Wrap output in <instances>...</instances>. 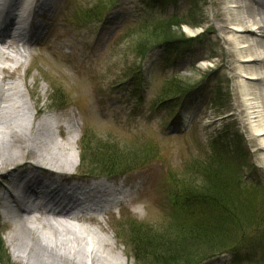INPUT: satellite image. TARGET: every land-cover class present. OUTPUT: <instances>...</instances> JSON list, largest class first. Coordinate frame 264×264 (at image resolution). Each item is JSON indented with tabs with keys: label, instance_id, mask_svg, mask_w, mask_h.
Wrapping results in <instances>:
<instances>
[{
	"label": "rangeland",
	"instance_id": "obj_1",
	"mask_svg": "<svg viewBox=\"0 0 264 264\" xmlns=\"http://www.w3.org/2000/svg\"><path fill=\"white\" fill-rule=\"evenodd\" d=\"M54 1L51 11L39 8L38 14L25 19L40 23L44 30L33 33L37 43L33 41L34 45L19 58L20 66L9 62L2 65L7 71L0 75V86H16L29 107L22 119L13 121L18 124L17 134L25 133L32 139L26 145H19L16 155L0 167V205L5 199L12 200L9 196L16 191L10 189V195H3L5 188L10 187V175L16 174L11 166L37 162L38 157L19 154L33 142L44 143L52 149L57 144L68 145L72 137L79 135L76 149L71 144L68 147V159L77 156V168L70 170L67 166L61 170L80 181L93 177L81 174L87 170L80 161V138L84 131L93 140H112L120 145L119 148L152 145L154 159L136 165L131 172L100 174L107 175L108 181L121 189V203L104 206L102 214L89 213L87 221H70L67 228L69 238L76 245H80L83 237L95 244L100 239L106 240L110 244L107 257L114 264H141L134 260L130 250L129 223L165 228L163 190L168 175L183 170L184 165H192L198 157L207 154L210 139L232 125L244 136L249 153L242 181L251 177L258 181L255 209L259 215L263 214L264 166L260 161L263 152L251 137L238 90L241 74L236 70V59L229 58L232 49L228 35L218 31L222 24L215 14L223 12L222 0H195L199 2L198 14L190 20L201 25L196 28L182 26L183 37L191 42L183 43L180 52L173 55L175 66L164 64L166 67L160 62L157 47L142 60L131 52L134 35L126 34L127 26L139 16L137 19L141 21H152L174 11L186 12L188 0H175L176 6L170 5L163 10L146 9L141 0H116L110 7L111 0H102L104 8L109 10L100 22H87L78 15L81 10L91 9L97 0ZM17 4L20 8L23 0H17ZM136 71L141 73L142 86L131 91L130 76L133 78ZM3 75L5 78L1 81ZM173 76L193 86L180 109L171 116L165 108H157L154 101L163 89L164 80ZM217 88H220L219 98L215 93ZM60 99L63 106L53 108L55 103H62ZM43 118L47 119L49 129L39 135L35 126ZM4 136L0 141L8 138L7 134ZM50 155H43L44 159L40 160L46 163L45 158H53ZM11 208L9 213L0 212V234L6 255L11 264H36L38 256L32 254L30 260L24 261L15 257V249L25 250L32 228L38 229L36 234L42 244L50 246L53 241L48 239L49 231L41 230L39 222L13 223L11 213L24 220L41 218L37 209L26 213L17 207ZM47 218L51 220L52 217ZM232 260V255L228 254L202 264H232Z\"/></svg>",
	"mask_w": 264,
	"mask_h": 264
},
{
	"label": "trees",
	"instance_id": "obj_2",
	"mask_svg": "<svg viewBox=\"0 0 264 264\" xmlns=\"http://www.w3.org/2000/svg\"><path fill=\"white\" fill-rule=\"evenodd\" d=\"M115 1L111 0L108 7ZM141 2L146 9L163 10L170 5L176 6L175 0ZM188 2L185 13L174 11L165 18L152 21H141L137 19L140 16L136 17L126 32L134 35L131 52L142 60L157 47L162 65L175 66L174 56L180 52L183 43L191 42L183 37L182 26L196 28L201 25L190 20L198 14L199 2ZM103 3L105 1L97 0L91 9L81 10L78 15L87 22L104 21L109 8H104ZM174 77L164 80L163 89L154 101L157 108H165L171 116L180 109L193 86ZM130 78L133 82L131 91L141 88L139 71ZM215 93L219 98L220 88ZM62 106L63 102L55 103L53 108ZM228 127L210 139L207 154L198 157L192 165H184L183 170L168 175L163 190L165 228L129 223V246L137 263L202 264L228 253L233 257L232 264H264V213L258 214L254 200L259 183L253 177L242 181L248 149L244 136L235 130V126ZM108 141L93 140L87 131L83 132L80 161L87 170L82 174L124 175L155 157L154 146L147 143L141 147L119 148L118 143ZM0 264H11L1 234Z\"/></svg>",
	"mask_w": 264,
	"mask_h": 264
},
{
	"label": "bare ground",
	"instance_id": "obj_3",
	"mask_svg": "<svg viewBox=\"0 0 264 264\" xmlns=\"http://www.w3.org/2000/svg\"><path fill=\"white\" fill-rule=\"evenodd\" d=\"M48 2L49 0H23V5L19 8L17 0L1 1L0 14H6L5 21H7L5 26L4 24L2 26L4 29L8 27V32L3 30L0 35V68H3L0 69V75L7 71L6 66H2L3 64L9 62L20 66L19 58L34 43H37V38H33L35 37L33 33L37 31L40 33L44 30L40 23L29 22L24 28L23 35L13 32L17 30V26L21 22L33 17L37 13V9L45 6L46 12L51 11V7L47 5ZM222 5L223 12L217 11L215 14L217 21L222 24L218 27V31L228 35L227 41L232 49L229 58L236 59V70L241 74L238 90L252 134L251 137L261 146L263 153L260 161L264 166V0H222ZM187 31L190 34L194 33L190 30ZM33 41L36 42L33 43ZM4 78L3 75L1 81ZM5 87L0 86V137H5L4 134H7L8 138L4 142L0 141V167L16 155L18 150H15L19 145H26L27 141L30 142L32 139L25 133L18 135V124L13 122L22 119L28 113L29 107L23 100V95L14 85ZM15 99L17 102H13ZM7 113L9 115H6ZM35 128L37 134L43 135L44 133L41 132L49 129L47 119L43 118L38 121ZM78 138L79 135H75L68 145L57 144L52 149L44 143L33 142L32 145L25 147V151L20 150L19 154L38 157L37 162L11 166V170L16 174L10 175V187L5 188L3 195H10V189L18 190L20 187L16 182L19 181L23 183V187L19 189L22 194L32 192L40 197L45 196L47 203L58 206L56 209H52L50 206L38 207L36 212L41 216L39 219L34 217L32 220H24L11 213L15 225L17 223L24 225L29 221L39 222L37 223L38 227L41 230L49 231L50 238L48 239L53 241L50 242V246L42 244L36 234L38 229H30V238L25 243V250L15 249V257L18 259L28 261L30 255L34 254L39 257L36 264H114L107 257L110 244L106 240L100 239L95 244L91 242V239L83 237L80 239V245H76L69 238L67 232L70 221H87L90 217L89 213L102 214L105 212L104 206H95V203L92 202V198H98L101 194L103 196L105 192H99L98 189H95L96 192L91 194L86 191H78L82 188L78 183L70 182V179L73 178L70 177L72 174L67 175L62 171L67 166L70 170L77 168V156L68 159V147L71 144L73 149H76ZM43 155H50L53 158H45L48 161L45 163L44 160H40V158L44 159ZM44 163L52 165L55 170L47 171ZM25 168L28 169L26 172ZM115 192H121V190L117 189ZM76 195H80L82 198H77ZM9 198L17 204L14 196L10 195ZM67 204H70V207H67ZM47 216L52 217L51 220Z\"/></svg>",
	"mask_w": 264,
	"mask_h": 264
}]
</instances>
